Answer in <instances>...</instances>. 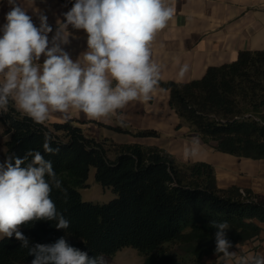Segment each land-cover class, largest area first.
I'll list each match as a JSON object with an SVG mask.
<instances>
[{
  "label": "trees",
  "instance_id": "obj_1",
  "mask_svg": "<svg viewBox=\"0 0 264 264\" xmlns=\"http://www.w3.org/2000/svg\"><path fill=\"white\" fill-rule=\"evenodd\" d=\"M169 104L201 141L216 151L264 159V51H240L235 61L209 67L201 79L161 82ZM7 156L39 151L52 162L67 190L53 189L51 199L69 222L35 221L20 231L31 243L52 244L61 237L89 255L111 256L132 247L144 264H203L215 254L212 222L227 221L233 247L259 236L264 223V194L249 188H219L214 167L203 161L183 162L163 148L138 143L117 144L85 134L74 120L37 124L10 101L0 112ZM135 137H155V130L104 125ZM51 137L55 153L43 148ZM111 155V156H110ZM114 198L84 201L90 170ZM217 256V255H216ZM34 257L13 238L0 239V264H22Z\"/></svg>",
  "mask_w": 264,
  "mask_h": 264
},
{
  "label": "clouds",
  "instance_id": "obj_2",
  "mask_svg": "<svg viewBox=\"0 0 264 264\" xmlns=\"http://www.w3.org/2000/svg\"><path fill=\"white\" fill-rule=\"evenodd\" d=\"M10 10L0 27V112L10 101L37 124L54 112H82L91 120L115 117L125 127L119 110L129 103H147L161 78V66L152 59V44L175 14L167 0H74L57 22L55 35L47 16H38L39 26L17 0H7ZM83 30L87 50L76 60L62 47L69 43L67 31ZM43 62L41 63V57ZM189 66L180 67L183 78ZM46 153L58 152L45 136ZM198 154V145L186 147L184 155ZM53 189L67 197L61 179L39 151L23 157L7 156L0 162V239L13 236L34 257L31 264H107L103 254L89 255L71 246L64 237L52 244H32L21 226L35 221H55L58 230L70 222L51 199ZM216 229L215 254L231 264L235 251L228 239L227 221L212 222ZM239 264H264V256L241 257Z\"/></svg>",
  "mask_w": 264,
  "mask_h": 264
},
{
  "label": "crops",
  "instance_id": "obj_3",
  "mask_svg": "<svg viewBox=\"0 0 264 264\" xmlns=\"http://www.w3.org/2000/svg\"><path fill=\"white\" fill-rule=\"evenodd\" d=\"M175 9L167 27L157 34L152 44V59L161 66V82L186 83L201 79L207 69L235 61L240 51H264V0H167ZM28 15L39 26L38 16H47L53 32L57 22L64 21V13L72 7L74 0H17ZM10 10L7 0H0V27L6 22ZM69 43L63 45L70 58L76 60L87 50V34L83 30L67 29ZM2 35V33H0ZM43 62V56L41 57ZM189 66L181 79L180 67ZM2 79V78H0ZM125 124L132 130H155L158 136L135 137L116 132L104 125L115 126V117L91 120L82 112L70 110L65 114L54 112L45 122L74 120L85 134L95 139L107 138L117 144L138 143L165 149L183 162L203 161L215 169L217 186H238L264 194V159L238 157L214 150L198 136L189 135V128L180 124V119L170 107L169 90L158 85L152 99L147 103L134 101L119 110ZM198 145V154L186 158V147ZM258 237L230 249L236 255L231 264H239L241 257L264 256V223ZM203 264H225L222 256L212 255Z\"/></svg>",
  "mask_w": 264,
  "mask_h": 264
},
{
  "label": "rangeland",
  "instance_id": "obj_4",
  "mask_svg": "<svg viewBox=\"0 0 264 264\" xmlns=\"http://www.w3.org/2000/svg\"><path fill=\"white\" fill-rule=\"evenodd\" d=\"M189 135H195L190 128H189ZM6 138L7 137L3 135V126L0 123V162L3 161L4 152H5L4 142ZM79 192L81 194L82 200L90 201L94 203L108 202L115 196V194L109 188H103L101 187L100 184H98L95 181L93 169H91L89 172L86 181V187L80 189ZM104 257L107 261V264H144V256L132 247H123L118 251H116L113 255L111 256L104 255ZM22 264H31V262H23Z\"/></svg>",
  "mask_w": 264,
  "mask_h": 264
}]
</instances>
